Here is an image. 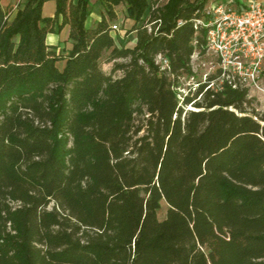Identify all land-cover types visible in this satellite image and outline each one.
Returning <instances> with one entry per match:
<instances>
[{"label":"trees","instance_id":"16d2710c","mask_svg":"<svg viewBox=\"0 0 264 264\" xmlns=\"http://www.w3.org/2000/svg\"><path fill=\"white\" fill-rule=\"evenodd\" d=\"M46 1L0 5V264H264V110L238 81L210 87L218 71L182 98L171 79L205 54L208 0H96L90 27V0ZM63 27L65 52L46 41Z\"/></svg>","mask_w":264,"mask_h":264},{"label":"built area","instance_id":"2783aa9c","mask_svg":"<svg viewBox=\"0 0 264 264\" xmlns=\"http://www.w3.org/2000/svg\"><path fill=\"white\" fill-rule=\"evenodd\" d=\"M234 0L206 4L203 16L196 24L205 29V53L214 56L212 71H218L209 86L216 89L224 80L238 81L252 96L264 94L262 75L264 71V2L243 0L241 6H233ZM198 56L195 52L192 61ZM166 65L167 60L163 58ZM192 66V65H191ZM193 71V70H192Z\"/></svg>","mask_w":264,"mask_h":264},{"label":"rangeland","instance_id":"374dc122","mask_svg":"<svg viewBox=\"0 0 264 264\" xmlns=\"http://www.w3.org/2000/svg\"><path fill=\"white\" fill-rule=\"evenodd\" d=\"M22 0H10V3L5 5V7H9L12 11L16 10ZM152 2V1H151ZM164 1H159V4H162ZM264 2V1H263ZM152 4V3H151ZM54 2L52 0L46 1L45 5L42 7V15L43 17H48L50 13L53 11H50L53 7ZM116 11V18L109 21L110 25V33L114 39V45L117 47L122 46H131L135 42V30H132L133 27V21L127 16V12L124 5H118L115 7ZM104 13V10L98 3H96L95 0H90V13L85 21V25L90 27L93 26L97 20L100 19L101 14ZM149 14L146 13L143 18L141 19V22L138 24H146L150 25L148 23ZM62 31L61 37L63 38L64 32L61 29L59 32H56L57 34ZM58 50L65 52L66 46H65V40L60 39L57 43ZM111 48L105 50L100 59H99V66L100 68L106 73L111 74L113 77H119L122 72L120 70H113L114 64L116 62H122L125 59L122 58H111ZM214 56L211 54H198L196 58L191 59V67L193 70V74L190 76L181 75L179 78L174 79L172 76L171 79L174 83V89L178 94L179 98H182V95L186 94L188 92L189 87H195L197 83L204 81V74L212 71V66L210 65L211 62H214ZM157 62L161 64V67L165 65L163 61L162 56H157ZM59 65H62L60 62ZM211 66V67H210ZM262 84L264 86V71L262 75ZM252 102L251 106L256 111H262L264 110V94L257 92L252 94ZM187 108H192L191 105H188ZM144 114L136 116L137 120L143 119ZM168 208L167 203L164 200L160 201V208L157 210V217L159 219L164 218L166 214V210Z\"/></svg>","mask_w":264,"mask_h":264},{"label":"crops","instance_id":"0c3cea01","mask_svg":"<svg viewBox=\"0 0 264 264\" xmlns=\"http://www.w3.org/2000/svg\"><path fill=\"white\" fill-rule=\"evenodd\" d=\"M218 1H226V0H208L207 4H210L212 2H218ZM261 1H264V0H261ZM8 3H10V0H0V5L2 7H5V5H7ZM96 3H98L100 5L99 2H96ZM242 3H243V0H234V3L232 5L235 6V7L236 6L238 7V6H241ZM44 5H45V3L43 4V6ZM100 7H101V5H100ZM50 11H54V5H53V7L51 8ZM51 16H53V12L50 13L48 17H51ZM62 30L64 32L63 33L64 34L63 38L61 37L62 31L60 33H58V34L57 33H49L46 36V41H47L48 44L57 45V43L59 42L60 39H64L65 40V46L67 47L66 49H68L70 47V40L68 39V28L67 27H63Z\"/></svg>","mask_w":264,"mask_h":264}]
</instances>
